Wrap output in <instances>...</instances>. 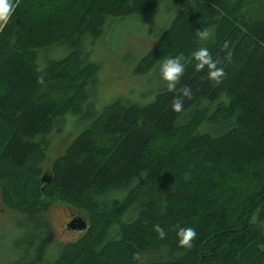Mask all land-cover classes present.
I'll return each instance as SVG.
<instances>
[{
    "label": "trees",
    "instance_id": "trees-1",
    "mask_svg": "<svg viewBox=\"0 0 264 264\" xmlns=\"http://www.w3.org/2000/svg\"><path fill=\"white\" fill-rule=\"evenodd\" d=\"M160 1L13 0L0 31V203L20 231L13 264H141L136 252L143 264H264V0H167L179 8L134 73L182 55L177 88L189 86L192 99L180 113L166 87L144 104L115 99L48 153L57 122L81 114L98 71L81 55L82 39ZM205 28L210 38L198 40ZM56 45L67 52L41 65ZM201 47L222 61L218 86L195 68ZM54 202L85 222L71 241L54 243ZM180 227L197 231L190 250L178 246Z\"/></svg>",
    "mask_w": 264,
    "mask_h": 264
},
{
    "label": "rangeland",
    "instance_id": "rangeland-1",
    "mask_svg": "<svg viewBox=\"0 0 264 264\" xmlns=\"http://www.w3.org/2000/svg\"><path fill=\"white\" fill-rule=\"evenodd\" d=\"M179 7H171L167 0H161L148 12L130 15L123 19H107L102 32L95 38L85 36L81 42V55L86 61L98 65L93 81L85 89V101L81 104V114H66L57 122V130L50 136L52 146L48 153L52 158L64 145L87 124L109 102L119 99L126 102L144 104L151 100L157 90L165 87L160 77V64L144 74H135L134 69L140 56L152 45L158 30L175 14ZM67 52L64 45H56L42 51L41 65L45 56L61 57ZM48 166L45 161L44 171ZM67 206L54 202L47 209V218L53 232L54 243L73 240L77 233L63 227L68 222ZM15 213L2 207L0 203V264H13L16 256L14 239L20 231L12 223ZM28 232L22 233V239ZM50 245L46 256L56 250Z\"/></svg>",
    "mask_w": 264,
    "mask_h": 264
},
{
    "label": "clouds",
    "instance_id": "clouds-1",
    "mask_svg": "<svg viewBox=\"0 0 264 264\" xmlns=\"http://www.w3.org/2000/svg\"><path fill=\"white\" fill-rule=\"evenodd\" d=\"M15 6L13 0H0V31L6 26L12 16ZM198 40H208L211 33L205 29H196L195 32ZM222 49L226 50L225 59L231 62L232 51L229 49V41L225 40L222 44ZM193 59L196 61L195 68L197 71H202L207 68V77L213 86H218L226 76L224 67H220L221 60H214L212 54L206 47H201L192 53ZM184 57L177 55L175 57H166L160 64V77L162 84L167 91L177 93L172 101V111L180 113L184 107V99H192V92L189 86L177 88L181 77L185 72ZM39 83H43V78L38 79ZM153 231L157 233L158 238L163 240L166 237L165 230L159 225L153 226ZM176 235L178 237V246L190 250L193 247V241L197 239V231L193 227H180ZM133 260L142 262V257L139 252L133 254Z\"/></svg>",
    "mask_w": 264,
    "mask_h": 264
},
{
    "label": "water",
    "instance_id": "water-1",
    "mask_svg": "<svg viewBox=\"0 0 264 264\" xmlns=\"http://www.w3.org/2000/svg\"><path fill=\"white\" fill-rule=\"evenodd\" d=\"M45 175L43 174L42 177L44 181H48V178L44 177ZM65 229H72L74 231L80 232L85 228V222L81 217L79 216H73L70 218L68 222L64 224Z\"/></svg>",
    "mask_w": 264,
    "mask_h": 264
},
{
    "label": "flooded vegetation",
    "instance_id": "flooded-vegetation-1",
    "mask_svg": "<svg viewBox=\"0 0 264 264\" xmlns=\"http://www.w3.org/2000/svg\"><path fill=\"white\" fill-rule=\"evenodd\" d=\"M71 217H72V216H69V219H68L67 221H69ZM65 223H66V222H65ZM67 230H71V231H73L72 229H67Z\"/></svg>",
    "mask_w": 264,
    "mask_h": 264
}]
</instances>
